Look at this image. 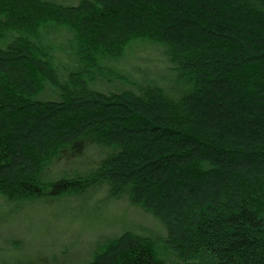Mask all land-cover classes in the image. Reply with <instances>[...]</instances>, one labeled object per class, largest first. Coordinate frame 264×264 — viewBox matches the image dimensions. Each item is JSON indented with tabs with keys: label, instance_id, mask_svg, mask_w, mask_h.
I'll list each match as a JSON object with an SVG mask.
<instances>
[{
	"label": "trees",
	"instance_id": "1",
	"mask_svg": "<svg viewBox=\"0 0 264 264\" xmlns=\"http://www.w3.org/2000/svg\"><path fill=\"white\" fill-rule=\"evenodd\" d=\"M98 191L84 264H264V0H0V199Z\"/></svg>",
	"mask_w": 264,
	"mask_h": 264
},
{
	"label": "rangeland",
	"instance_id": "2",
	"mask_svg": "<svg viewBox=\"0 0 264 264\" xmlns=\"http://www.w3.org/2000/svg\"><path fill=\"white\" fill-rule=\"evenodd\" d=\"M102 193L21 203L0 199V264H84L104 237L158 227L149 215Z\"/></svg>",
	"mask_w": 264,
	"mask_h": 264
}]
</instances>
